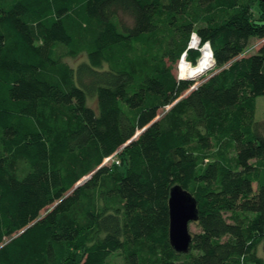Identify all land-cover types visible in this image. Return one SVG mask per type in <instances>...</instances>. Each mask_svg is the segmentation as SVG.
Returning <instances> with one entry per match:
<instances>
[{
	"label": "trees",
	"instance_id": "1",
	"mask_svg": "<svg viewBox=\"0 0 264 264\" xmlns=\"http://www.w3.org/2000/svg\"><path fill=\"white\" fill-rule=\"evenodd\" d=\"M250 38L262 0H0V264L257 261L264 42L247 54ZM205 43L212 73L177 78ZM175 185L197 206L183 253Z\"/></svg>",
	"mask_w": 264,
	"mask_h": 264
},
{
	"label": "water",
	"instance_id": "2",
	"mask_svg": "<svg viewBox=\"0 0 264 264\" xmlns=\"http://www.w3.org/2000/svg\"><path fill=\"white\" fill-rule=\"evenodd\" d=\"M168 209L169 243L174 251L178 253L187 252L192 235L189 230V224L197 219L196 201L189 192L175 185L169 191Z\"/></svg>",
	"mask_w": 264,
	"mask_h": 264
},
{
	"label": "rangeland",
	"instance_id": "3",
	"mask_svg": "<svg viewBox=\"0 0 264 264\" xmlns=\"http://www.w3.org/2000/svg\"><path fill=\"white\" fill-rule=\"evenodd\" d=\"M264 42V39H258V38H250L249 42H248V47L246 48V53L250 54L253 53L259 46L261 43ZM193 49H197L198 46H192ZM198 57L196 58L195 64L198 61V58L200 56V49H199V53H198ZM83 59L82 56L76 57V58H65V61L68 62L71 66H76L81 60ZM185 59V56H184ZM179 62L176 64L175 69H174V73L176 75L177 78H179ZM189 62V61H188ZM190 63V62H189ZM191 65H195L190 63ZM214 70V65H212L209 69H207L206 71H204L202 74H200L199 76H196L194 78H192V80L195 81V83H199L201 82L204 78H206L210 73H212V71ZM180 78H184V79H189L186 77H180ZM191 79V78H190ZM166 109V108H165ZM254 116L256 119H262L264 118V97L263 96H257L255 99V112H254ZM108 162V161H107ZM110 162V160H109ZM17 167L22 169L23 168V164L21 162H19L17 164ZM189 230L191 232H196L198 231V227L194 224V223H190L189 224ZM256 256L258 258L257 261L254 262H249L248 264H264V239L261 243H259L256 247L255 250ZM111 259H113L115 262H117L118 264H122V259L120 258V253L119 252H115L113 255H111L110 257Z\"/></svg>",
	"mask_w": 264,
	"mask_h": 264
},
{
	"label": "bare ground",
	"instance_id": "4",
	"mask_svg": "<svg viewBox=\"0 0 264 264\" xmlns=\"http://www.w3.org/2000/svg\"><path fill=\"white\" fill-rule=\"evenodd\" d=\"M190 44L191 46H199L197 38L192 39ZM199 49H200V56L195 65H191L184 58L180 60L179 62L180 77L194 78L202 74L204 71H206L213 65V58L210 47L207 44H204Z\"/></svg>",
	"mask_w": 264,
	"mask_h": 264
},
{
	"label": "built area",
	"instance_id": "5",
	"mask_svg": "<svg viewBox=\"0 0 264 264\" xmlns=\"http://www.w3.org/2000/svg\"><path fill=\"white\" fill-rule=\"evenodd\" d=\"M194 38H197V40H198V44H199V38H198V36H197L195 33H192L191 38H190V41H189V45H188L190 48H192L190 42H191V40L194 39ZM205 44H208V43H205ZM184 56H185V55H183L182 58H184ZM182 58H181V59H182ZM181 59H180V60H181ZM179 78H180V73H179ZM109 159H110V158H107L106 161H108ZM110 160H112V159H110ZM116 162H118V161H116Z\"/></svg>",
	"mask_w": 264,
	"mask_h": 264
}]
</instances>
